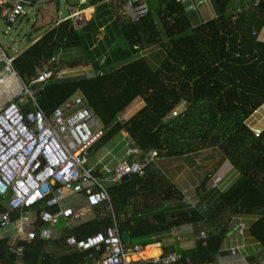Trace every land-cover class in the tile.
I'll use <instances>...</instances> for the list:
<instances>
[{
    "label": "trees",
    "instance_id": "16d2710c",
    "mask_svg": "<svg viewBox=\"0 0 264 264\" xmlns=\"http://www.w3.org/2000/svg\"><path fill=\"white\" fill-rule=\"evenodd\" d=\"M146 1L148 13L133 22L116 13L111 1L92 0L85 7L95 6L94 15L85 24L77 25L80 22L68 13L13 57V68L29 84L40 66L54 57V77L33 83L31 88L48 114L76 93L86 98L104 129L90 154L123 131L131 146L143 152L156 150L161 159L217 148L222 160L237 171L232 183L224 189L215 186L211 196L206 186L216 169L207 171L198 183L191 177L198 195L208 196L209 206L186 207L176 213H166L163 202L181 198L182 191L156 159L144 175L131 174L130 179L108 185L125 246L158 242L174 226L191 225L206 232L205 236L181 254L190 257V264H215L228 233L239 231L237 224L256 216L244 227L261 250L247 260L248 264H264V129L256 135L245 122L264 103V37H259L264 32V0L257 6L253 0H211L217 15L198 24L191 21L190 12L196 9H190L187 0ZM238 6L243 11L233 20ZM102 27L103 37L98 38ZM154 47L164 54L158 66L148 55ZM82 58L86 63L80 62ZM90 63L93 74L72 79L56 76L63 65L74 68ZM3 65L0 61V69ZM139 97L143 103L134 105ZM183 103L185 108L173 115ZM140 104L124 117L123 112ZM108 205L95 206L92 219L69 230L63 222L65 231L52 239L37 236L30 243L18 241L24 245L21 256L9 250V237H0V263L74 264L86 259L87 251L66 250L65 237L85 238L109 225ZM18 216V211L12 212L13 220ZM49 245L62 247L49 251ZM172 250L173 245L167 247V252ZM163 251L160 246L158 254ZM142 252L147 258L152 256L149 249ZM131 264L152 262L140 256Z\"/></svg>",
    "mask_w": 264,
    "mask_h": 264
},
{
    "label": "built area",
    "instance_id": "2783aa9c",
    "mask_svg": "<svg viewBox=\"0 0 264 264\" xmlns=\"http://www.w3.org/2000/svg\"><path fill=\"white\" fill-rule=\"evenodd\" d=\"M35 1L0 0V16L9 24L15 22L25 6ZM259 1L253 0V6ZM120 4L121 13L133 22L149 11L146 0H120ZM82 11L72 7L69 15L79 23L83 20ZM242 11L238 6L232 19ZM12 58L0 44V61L4 63L0 69V232L14 227L12 234L0 236L9 237V250L21 256L24 245L18 241L30 243L37 236L52 239L54 225L59 221L64 220L67 228H72L86 212L107 203L112 222L85 238L67 235L65 248L88 252L86 259L74 264H131L130 256L142 250V246L124 245L108 185L120 182L125 175H144L147 166L157 158V151L143 152L127 141L129 147L122 158L110 163L97 160L88 166L90 149L104 129L86 98L77 95L48 114L38 104L31 85L54 77V57L40 66L29 84L14 70ZM11 81L22 90L17 92ZM66 192L81 194L84 206L73 207ZM4 204L6 208H2ZM14 211L19 212L15 220L11 217ZM243 231L244 225L240 223L239 232ZM204 236L201 231L200 237ZM182 256L185 262L181 261ZM142 259H150L152 264L191 262L189 256L179 252Z\"/></svg>",
    "mask_w": 264,
    "mask_h": 264
},
{
    "label": "rangeland",
    "instance_id": "374dc122",
    "mask_svg": "<svg viewBox=\"0 0 264 264\" xmlns=\"http://www.w3.org/2000/svg\"><path fill=\"white\" fill-rule=\"evenodd\" d=\"M92 0H39L37 5H26L24 8V12L21 14V16L12 23H7L4 18L0 16V44L6 54L10 56L11 58L16 56L19 52H21L24 48L29 45V42H27V36L30 35L33 40H35L42 32H44L47 29V26H41L40 21L43 18L44 14H47L51 20H47L45 25L50 26L51 23H54L56 20L64 19L68 16V13L70 9L73 7L81 8L82 10L86 8L85 6L90 5ZM191 5L190 9L194 8L195 11L190 12L191 21L193 24H198L201 21H204L209 18L210 13L215 14V8L211 3V0H187V4ZM84 4V5H83ZM99 4V3H98ZM96 5V4H95ZM203 5H208L210 7L208 10L203 9ZM84 7V8H83ZM111 7L116 9L117 12H121V4L120 0H111ZM201 7L202 10L201 11ZM91 11L93 7L89 8ZM94 11V10H93ZM84 13L83 20L80 21L77 25H83L87 21V15L86 10ZM43 15V16H42ZM67 15V16H66ZM90 15V14H89ZM90 17V16H89ZM123 18V17H122ZM104 29L99 30L98 38L103 37ZM260 34V33H259ZM260 38L264 37V32H262L259 35ZM151 52L148 53L150 56L151 61L155 66H158L161 60L164 57L163 50H159V47L151 48ZM86 58H82L80 62L86 63ZM66 62V61H65ZM64 62V63H65ZM92 69L89 70L88 69ZM94 68L91 65H88V67H85L83 64L79 65L75 68H70L67 66H61L59 69V72L57 73V77L59 79L66 78V79H72L81 75H90L93 74ZM13 86L16 88L17 92L21 91V87L17 84H13ZM8 92V90H7ZM79 93L74 94L71 98H74ZM137 102H142V99L139 97L136 99L133 104H137ZM183 105V106H182ZM141 107V104L138 105V107H131L129 109V112L126 110L123 112L124 117H127L128 114H133L136 110H138ZM185 108V103L179 105L174 111V114L179 113L182 111V109ZM171 115L167 116L169 118ZM245 122L248 124V126L255 132V134H259L261 131L256 130L255 128H261V130L264 129V103L260 105L258 108H256L251 115H249ZM198 130L196 129V132H199L200 124H198ZM127 141H129L128 134L126 132H119L116 136H114L107 144L104 145V147L100 148L97 151L92 152L89 155V163L88 166L94 165L97 161V157L101 155L100 158L104 157L106 159H110L111 153H114L115 156H118V159L124 156V153L128 149L129 145H127ZM112 151V152H110ZM196 156H199V163L196 165V167L190 169L189 171H192L193 173L189 176H196L198 178V182L201 181L204 174L207 171H210L212 169H216L214 171L213 176L207 183V191L208 196H211L214 194L215 186L221 188H224V183H220L218 179L215 178V172H219L221 169V165L223 164L222 155L219 152L217 148H205L200 150L199 152L195 154ZM94 156V157H93ZM109 156V157H108ZM156 163L160 167V169L171 179L172 182H174L176 185L179 186L181 191L183 192V196L180 198V196H176L177 200L176 203L171 202L168 206V201L164 202V206H168L169 208L175 209V212H177L180 209L190 207V208H196L200 207L202 208L203 205L208 204V196L200 197L195 189H191V186H186L187 182L186 179L188 178V175H186L185 171L179 169V165H177V162L179 161V158H155ZM113 162V161H111ZM234 175L230 177L231 174H228L226 178H229L228 184L232 183L234 179L237 177L238 173L236 170H234ZM237 173V175H236ZM195 174V175H193ZM185 176V178H184ZM219 181V182H218ZM175 187H173L174 189ZM178 195V194H176ZM179 197V198H178ZM166 206V207H167ZM167 207V208H168ZM174 207V208H173ZM63 222L58 223V227H62ZM8 231H12V229L8 228ZM201 233V232H200ZM206 233V232H205ZM200 235V234H199ZM161 244L165 246V242L163 239H161ZM162 245V246H163ZM62 247V246H61ZM166 247V246H165ZM155 250H151V252H154ZM132 260H138V259H132Z\"/></svg>",
    "mask_w": 264,
    "mask_h": 264
},
{
    "label": "crops",
    "instance_id": "0c3cea01",
    "mask_svg": "<svg viewBox=\"0 0 264 264\" xmlns=\"http://www.w3.org/2000/svg\"><path fill=\"white\" fill-rule=\"evenodd\" d=\"M38 1L39 0L35 1L31 5H35L36 6ZM212 5H213V3H212ZM92 7H93L92 12L90 13V17H88L87 20H89L94 15V11L93 10H94L95 6H92ZM189 7H191V5ZM87 8H85V9H87ZM209 8L210 7H208V5H203V9L204 10H208ZM85 9H83V11H85ZM201 11H203L202 7H201ZM215 12H216V10H215ZM209 13H210L209 18L212 17V16H216L217 15V12L215 14H211V12H209ZM83 15H84V13H83ZM83 17H85V16H83ZM48 19L51 20V22H52V19L49 18V16L47 14H44L43 18L40 21V25L41 26H47V29L44 32H42L36 39H38L48 29H50L52 26L57 24L58 21H60V20H56L54 23H51V25L48 26V25H45V23L47 22ZM102 28L104 29V27H102ZM32 40H33V38H32ZM66 55H69V54H66ZM88 65H91V63L87 64V65H84V66L88 67ZM89 70H92V69L90 68V69H88V71ZM110 152H112V151H110ZM100 157H101V155L97 157V160L98 161L100 160L103 163H110L111 161L115 162L118 159V156L116 157L114 153H111L110 159H106L107 157L105 158L104 155H103L102 158H100ZM198 163H199V156L198 155L196 156L195 154H191V155L185 156V157H180L179 161L177 162V165H179V169L186 170L185 171L186 175L189 174L188 178L186 179V182H187L186 186H191V189H195L197 187V185L194 184V181L196 180L197 183H198V178L196 176H191L193 179H195L193 181L191 179V177H189L193 172L189 171V170L194 168V167H196V165ZM234 170L235 169H233L232 165L228 161H223V164L221 165L220 171L219 172H215V176L214 177L217 178V180L221 179L219 181H220V183H224V188H225L226 186L229 185L228 184L229 178L232 175L235 174ZM228 174H231V175H230V177L226 178V176ZM193 175H195V174H193ZM236 175H237V173H236ZM184 178H185V176H184ZM224 188H221V189H224ZM66 194H67V196H66L67 200L69 201V203L71 205H73V207L79 208V207L84 206V203L82 201L83 197H82L81 194H71L69 192H66ZM140 199L141 198H139V200ZM176 200L177 199L173 198L171 200H166V201H168V206H169V204L171 202L176 203ZM164 202H163V209L165 210L166 213H176L175 209L169 208L167 205L166 206L168 208L166 206H164ZM130 208H132V207H130ZM94 216H95V211L93 209L91 212H86L85 216L83 217V219L79 223L86 222V221L92 219ZM255 218H256V216H251V217H249L247 219V221H245V222L242 221V222L244 223V225L247 222H249V224H250L251 221L254 220ZM59 222H61V221H59ZM62 222H64V225H66L64 220H62ZM58 223L56 225H54V229H55V231L53 233L54 236L55 235L59 236V235H61V233L63 231H65V230H63V225H62V227H58ZM79 223H77V224H79ZM238 225L240 226V224H237V226ZM245 227H246V225H245ZM245 227H244V231H243L242 234L238 231V229H235L233 231L231 230L232 232L230 234H228L227 237L223 241L222 250H221L220 253H218V256L216 258L215 264H248L247 256L250 255V254L256 253V252H260L261 245L254 240V238L249 234V231ZM13 228L14 227L12 225L10 227V229H12V231H8V229H7V230H3L2 232H0V234L1 235L4 234V233L5 234H8V233L12 234L14 232ZM67 229L69 230L71 228H67ZM201 231H198V230L196 231V228H193L191 225L174 226L173 228H171L170 231H168L161 238V239L164 240V242H165L164 244H165L166 247L163 244H161L162 240H160L158 242H153V243H150V244H146L145 246H142V251L144 249L145 250L149 249L150 252H151V250L154 249L155 251L151 252L152 256H158L159 255L158 254V248L161 246V247L164 248V251L162 253H165V254L172 253V252H179V253L185 252L186 253V252H188L190 250L191 247H193L195 245V241L199 238V236H200L199 234H200ZM170 245H173V250L171 252H167V247L170 246ZM57 248H61V246L55 247L53 245H49L48 250L49 251H52V250L54 251ZM232 250H234L235 253H233ZM142 251L140 250L139 252H136V253H134L132 255L133 256L135 255V257H137L136 259H139L140 256H141V258L142 257L143 258H147V256L144 255ZM224 251H226V252H224ZM262 256H263V254L260 255L259 259H262Z\"/></svg>",
    "mask_w": 264,
    "mask_h": 264
},
{
    "label": "water",
    "instance_id": "95a60500",
    "mask_svg": "<svg viewBox=\"0 0 264 264\" xmlns=\"http://www.w3.org/2000/svg\"><path fill=\"white\" fill-rule=\"evenodd\" d=\"M82 1H84V0H82ZM27 42H29V43L32 42V38H31L30 35L27 36ZM104 58H105V57H103L102 61L104 60ZM255 129H256V130H259V128H255ZM130 177H131L130 175H125V176L123 177V180L130 179ZM200 191L202 192V189H200ZM208 206H209V205L207 204V208H208ZM231 232H232V231H231ZM231 232H229L228 234H230ZM217 256H218V253L216 254V258H217Z\"/></svg>",
    "mask_w": 264,
    "mask_h": 264
},
{
    "label": "bare ground",
    "instance_id": "6f19581e",
    "mask_svg": "<svg viewBox=\"0 0 264 264\" xmlns=\"http://www.w3.org/2000/svg\"><path fill=\"white\" fill-rule=\"evenodd\" d=\"M72 7H73V6H72ZM91 7H92V6L88 7L87 9H85V10H86V14L88 13V15H87L88 17L90 16L89 14H90V11H91V10H90L89 8H91ZM84 12H85V11H84ZM66 16H67V15H66ZM88 17H87V18H88ZM151 257H155V256H151ZM151 257H150V258H151Z\"/></svg>",
    "mask_w": 264,
    "mask_h": 264
},
{
    "label": "clouds",
    "instance_id": "9594fccd",
    "mask_svg": "<svg viewBox=\"0 0 264 264\" xmlns=\"http://www.w3.org/2000/svg\"><path fill=\"white\" fill-rule=\"evenodd\" d=\"M32 42H33V40H32ZM32 42H30V43H32ZM30 43H29V44H30ZM19 53H20V52H19ZM14 57H15V56H14ZM11 82H12V81H11ZM10 84H11V83H10ZM12 84H13V82H12ZM12 84H11V85H12ZM78 95H81V94H78ZM76 96H77V95H76ZM76 96H75V97H76ZM82 96H83V95H82ZM61 106H62V105H61ZM260 131H262L261 128H260ZM110 211H111V209H110ZM241 223L244 225L243 222H241ZM244 226H245V225H244ZM132 261H133V260H132Z\"/></svg>",
    "mask_w": 264,
    "mask_h": 264
}]
</instances>
